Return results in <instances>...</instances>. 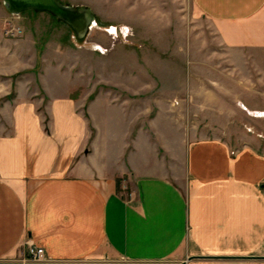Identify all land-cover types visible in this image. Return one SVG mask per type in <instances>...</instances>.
<instances>
[{
  "label": "crops",
  "instance_id": "0c3cea01",
  "mask_svg": "<svg viewBox=\"0 0 264 264\" xmlns=\"http://www.w3.org/2000/svg\"><path fill=\"white\" fill-rule=\"evenodd\" d=\"M61 1L144 36L173 30L168 0ZM191 1L225 48L264 52V0ZM14 17L1 3L0 264L20 262L29 243L52 263L264 264L261 142L235 146L209 129L193 136L200 125L177 118L173 90L152 78L117 82L121 65L108 60L109 75L77 77L59 92L30 74L43 67L33 34L18 25L21 36L5 35ZM104 38L88 54L118 62L125 49L101 54ZM161 100L182 133L175 147L155 128ZM113 105L127 124L121 136L108 120Z\"/></svg>",
  "mask_w": 264,
  "mask_h": 264
},
{
  "label": "rangeland",
  "instance_id": "374dc122",
  "mask_svg": "<svg viewBox=\"0 0 264 264\" xmlns=\"http://www.w3.org/2000/svg\"><path fill=\"white\" fill-rule=\"evenodd\" d=\"M168 1L175 9L173 30L159 36L138 34L131 26L129 33H119L122 26L118 24L112 31L95 30L99 27L93 26L85 38L78 39L71 27L53 14L34 10L15 15L10 22L32 33L38 50L43 46V67L38 62L30 74H43L46 83L49 81L50 86L59 92L66 91L67 86L77 81V77L86 79L98 74L109 75L101 68L103 61L108 60L110 64L121 65L119 68L115 66L113 72L117 82L132 76L140 80L152 78L159 82L161 91L167 87L173 90L170 99L177 109V118L186 124L200 125L199 131L192 133L193 136H202V132L209 129V135H222L232 140L235 146L250 139L261 142L262 148L264 52L225 48L217 38L213 23L197 13L193 1ZM1 3L3 0H0ZM106 13L111 14V9ZM115 30H119L117 35L113 32ZM100 36L105 37V43L109 44L101 54H109L118 46L125 49L119 54L121 58L118 62L114 60L115 55L113 59L100 58L98 61L88 54L90 42L100 40ZM39 60L41 62V58ZM94 64L96 67H92ZM136 64L139 68L133 75L131 69ZM26 73L27 70L17 76ZM115 106L110 108L112 113L108 120L121 136L127 130V124ZM159 106L155 128L162 143L175 147L182 133L169 128L171 117L166 100L159 101ZM97 118L103 121L105 116L99 114Z\"/></svg>",
  "mask_w": 264,
  "mask_h": 264
},
{
  "label": "water",
  "instance_id": "95a60500",
  "mask_svg": "<svg viewBox=\"0 0 264 264\" xmlns=\"http://www.w3.org/2000/svg\"><path fill=\"white\" fill-rule=\"evenodd\" d=\"M7 11L13 15H20L27 10H34L37 12H49L57 19L66 23L75 32L78 39H83L90 32L93 26H97L104 30H110L118 27L117 24H108L99 21L96 15L88 6H73L63 3L61 0H3ZM122 27H125L121 25ZM193 258V257H190ZM256 258L264 259V256ZM1 264H88V263H34V262H13ZM117 264V263H107ZM173 264V263H160Z\"/></svg>",
  "mask_w": 264,
  "mask_h": 264
},
{
  "label": "built area",
  "instance_id": "2783aa9c",
  "mask_svg": "<svg viewBox=\"0 0 264 264\" xmlns=\"http://www.w3.org/2000/svg\"><path fill=\"white\" fill-rule=\"evenodd\" d=\"M118 31L119 30H115L113 32H115V34L117 35ZM129 31H130V27H122L120 28L119 33L127 34L129 33ZM4 33L7 37L16 38L18 36H21V34L23 33V30L16 25L7 24V26L4 29ZM97 47L98 48L100 47V50L102 53H104L107 50V48L102 47V46H97ZM22 261L34 262V263H45V262H48V259L46 256L45 249L43 247L29 243L27 245L26 253Z\"/></svg>",
  "mask_w": 264,
  "mask_h": 264
}]
</instances>
